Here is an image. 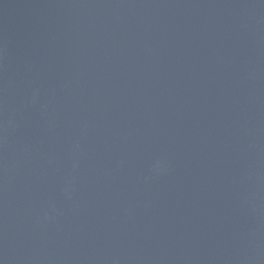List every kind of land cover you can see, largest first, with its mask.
Wrapping results in <instances>:
<instances>
[{
	"label": "water",
	"instance_id": "obj_1",
	"mask_svg": "<svg viewBox=\"0 0 264 264\" xmlns=\"http://www.w3.org/2000/svg\"><path fill=\"white\" fill-rule=\"evenodd\" d=\"M0 264H264V0H0Z\"/></svg>",
	"mask_w": 264,
	"mask_h": 264
}]
</instances>
